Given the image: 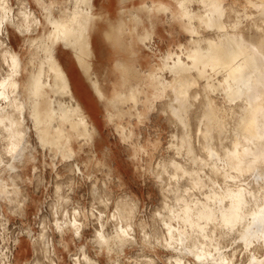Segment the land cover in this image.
Segmentation results:
<instances>
[{
	"label": "bare ground",
	"instance_id": "obj_1",
	"mask_svg": "<svg viewBox=\"0 0 264 264\" xmlns=\"http://www.w3.org/2000/svg\"><path fill=\"white\" fill-rule=\"evenodd\" d=\"M0 264H264V0H0Z\"/></svg>",
	"mask_w": 264,
	"mask_h": 264
},
{
	"label": "rangeland",
	"instance_id": "obj_2",
	"mask_svg": "<svg viewBox=\"0 0 264 264\" xmlns=\"http://www.w3.org/2000/svg\"><path fill=\"white\" fill-rule=\"evenodd\" d=\"M177 32L179 33L178 37L184 40L185 34L183 33V31L179 28L177 29ZM158 46L161 49L166 50L167 48L166 39L164 38V40H159ZM2 67L6 68L7 66L6 64H4ZM157 123L161 125L158 132H159V135L162 137L163 145H166L167 140H168V132L172 130L174 127L172 125H169L168 127L167 122L163 119V117L161 119H158ZM157 123L155 122V124ZM148 125L151 126V130L155 128V126H153L154 127L153 128L150 123H148ZM102 134H103V141L104 143L109 144L110 152L113 155V157L118 158L120 161H122L123 165L126 168H128V172L130 173L129 176L128 175L126 176V182L128 186L130 187V189L136 192L138 196H140L144 204L146 203L147 205L149 204L148 209L150 210L152 207L155 206V203H156L155 197L157 195L156 188L152 185L151 180L146 177H139V175L136 173L133 164L129 161L128 152L124 144L120 141L118 135L115 134V131L112 127L104 128ZM60 168H62V166ZM148 193H151L153 197L152 198L149 197ZM157 200H158V197H157ZM100 207L104 211L107 210V213H108V209L106 207L104 206H100ZM16 223H18V220L12 219L11 226L13 225L12 227H15ZM33 226L37 229L36 220L33 221Z\"/></svg>",
	"mask_w": 264,
	"mask_h": 264
},
{
	"label": "snow or ice",
	"instance_id": "obj_3",
	"mask_svg": "<svg viewBox=\"0 0 264 264\" xmlns=\"http://www.w3.org/2000/svg\"><path fill=\"white\" fill-rule=\"evenodd\" d=\"M102 27V26H101ZM67 55L69 56V63H71V53H67ZM71 71L69 72V77L71 78Z\"/></svg>",
	"mask_w": 264,
	"mask_h": 264
}]
</instances>
